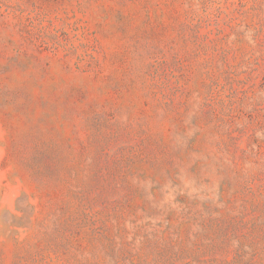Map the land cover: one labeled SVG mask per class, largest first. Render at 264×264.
Returning <instances> with one entry per match:
<instances>
[{
	"label": "rangeland",
	"instance_id": "374dc122",
	"mask_svg": "<svg viewBox=\"0 0 264 264\" xmlns=\"http://www.w3.org/2000/svg\"><path fill=\"white\" fill-rule=\"evenodd\" d=\"M0 264H264V0H0Z\"/></svg>",
	"mask_w": 264,
	"mask_h": 264
}]
</instances>
